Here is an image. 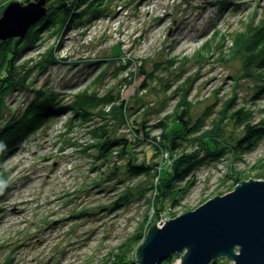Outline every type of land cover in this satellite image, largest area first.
<instances>
[{
  "label": "rangeland",
  "instance_id": "374dc122",
  "mask_svg": "<svg viewBox=\"0 0 264 264\" xmlns=\"http://www.w3.org/2000/svg\"><path fill=\"white\" fill-rule=\"evenodd\" d=\"M12 1L28 3L0 0V17ZM106 7L101 17L84 26L52 35L43 32L37 46L16 57L15 65L30 71V87L57 94L63 104L82 93L100 96L110 91L124 103V123L103 125L99 116L83 120L68 111L1 157L0 264H109L120 246L130 244L135 251L144 240L135 239L140 225L152 211L150 187L189 145L170 159L149 142H138L133 127L141 129L144 121L145 130L160 136V129L150 126L174 112L186 92L187 119L202 123L191 136L212 134L225 149L208 161L211 154L199 150L201 162L177 183L178 203L171 207L172 201L166 200L161 219L193 210L249 178L264 179V137L252 150L237 153L224 141L239 136L240 129L224 121L223 130L215 132L212 122L228 100L235 102L233 109L250 110L253 122L264 119V88L254 96L259 78H241L238 57L219 59L221 52L230 53L235 36L260 23L264 0H111ZM52 58L54 63L48 64ZM31 97L16 90L5 98L0 125ZM100 129L107 136L128 138L133 142L130 155L137 162L157 163V173L130 178L124 168L127 159L115 158L117 148L101 154L98 144L106 135H96ZM114 166L118 180H110ZM188 178L194 182L183 193ZM125 194L129 201L116 207ZM220 262L232 264L226 258Z\"/></svg>",
  "mask_w": 264,
  "mask_h": 264
},
{
  "label": "trees",
  "instance_id": "16d2710c",
  "mask_svg": "<svg viewBox=\"0 0 264 264\" xmlns=\"http://www.w3.org/2000/svg\"><path fill=\"white\" fill-rule=\"evenodd\" d=\"M23 1L29 2L30 0ZM109 2L111 0H50L49 4H47L48 10L45 16L29 28L23 40L17 39L14 42H0L1 113L7 108L3 100L12 92L21 90L32 93V97L27 101L25 107L21 111L11 113L7 121L5 120L0 125V160L1 157L6 156V154L15 149L21 141L37 131L44 123H48L50 120L56 119L68 111H74L83 120H88L90 116H99L102 118V123L104 121L103 125H107V122L112 125L113 120L118 125L124 123L121 119V113L124 108L122 104L124 103L118 100L119 97L111 95L110 91L100 96L99 94L86 95L82 93L77 95L75 101L73 100L71 104L66 105L57 100V94L48 93L47 90L42 88H31L27 79L30 75L29 69L21 71L24 66L15 65L17 55L20 54L22 56L21 54L24 50L37 46L41 41L43 32L47 31L52 35L61 31L67 32L78 26H84L88 22L93 21V19L101 17L107 11L106 6L109 5ZM235 37L234 45L230 47V53L221 52L222 54L220 53L219 59L238 57L242 61L240 68L243 73L241 74V78H259L260 80V83L256 85V88L258 87L259 89H256L254 94L257 97L259 92L264 88V13L261 14L260 23L256 24L253 29L249 28L246 32ZM43 58L42 61H47V56ZM51 63H54L53 58L52 61L48 62V64ZM45 67H42V69ZM125 67L127 66H122L123 69ZM141 72H144V68L142 67H140ZM237 78L234 79L235 82L238 80ZM145 87L146 84L144 83L143 88ZM187 93H183L182 101L176 102L174 112L166 114L165 117L150 126V128H159L161 131L160 136H152L150 130H145L146 125H144V121L140 123L141 129L136 126L133 127V136L137 138L138 142L141 140L149 142L155 149V152L165 151L170 156V159L172 154L181 149L183 145H189L188 151H182L179 156L171 161V165L166 167L164 173L158 176V182H155V187H150L153 194L148 200L149 203L151 200L152 211L151 213H147L143 224L140 225L142 233L138 232L135 237L136 241L140 237L143 240L147 229L156 225L158 219H161L167 209L165 205L166 200L172 201L170 203L171 207L178 203L179 199L175 197L179 193V190L176 189L177 183L189 176L197 163L201 162L197 154L199 150H206L211 154H207V161L211 160L213 156H219L224 152L225 146L217 142L219 141L217 136L214 137L212 134H206V138L204 139L202 135H199V137L195 136L194 138L191 136L192 133H196L201 128L202 123H190V120L187 119L188 104L184 102L186 101ZM234 105V101L228 100L225 107L220 110V117L212 121L215 125L213 130L220 132L223 130L221 123L231 121L233 126L240 129L241 134L239 136H232L229 142L226 140L224 143H226V146L230 150L233 151L234 149L237 153H244L252 150L259 139L264 137V119L253 122L250 110H246L241 106L233 109ZM107 108L109 109L105 111ZM102 133L100 129V133L96 135L99 134V137L106 135L105 132ZM103 138L104 140L98 144L101 154L110 149L117 148L118 153L115 158L117 160L127 159L126 167L124 168H126L125 172L130 178L157 173V163L155 164V162L150 161L137 162L136 157L130 155L133 142L129 141L128 138L107 135ZM117 168L116 166L113 167L110 173V180H118L120 172H118ZM189 178L186 185L183 186V193L194 182L192 178L191 180ZM183 193L179 196L180 198L184 195ZM128 198L129 195L126 194L119 196L115 206L123 205L126 201H129L130 198ZM132 250L130 244L120 246L117 248L116 253H110L112 258H108L110 259L108 263L134 264L135 251ZM176 257L177 255L174 254L171 258L160 262V264H173ZM223 259L219 258L212 264H223L220 262Z\"/></svg>",
  "mask_w": 264,
  "mask_h": 264
},
{
  "label": "water",
  "instance_id": "95a60500",
  "mask_svg": "<svg viewBox=\"0 0 264 264\" xmlns=\"http://www.w3.org/2000/svg\"><path fill=\"white\" fill-rule=\"evenodd\" d=\"M48 0L10 2L0 17V41L22 39L47 13ZM174 254L179 264H264V179L242 181L222 196L147 229L135 250L138 264H160Z\"/></svg>",
  "mask_w": 264,
  "mask_h": 264
},
{
  "label": "built area",
  "instance_id": "2783aa9c",
  "mask_svg": "<svg viewBox=\"0 0 264 264\" xmlns=\"http://www.w3.org/2000/svg\"><path fill=\"white\" fill-rule=\"evenodd\" d=\"M162 222H163L162 219H160V220L158 221V223H157L158 227L161 226ZM145 234H146V233H145ZM174 260H175V259H174ZM133 262H134V264H138V263L135 261V258L133 259ZM179 262H180V258H178V259L176 260V262L173 263V264H179Z\"/></svg>",
  "mask_w": 264,
  "mask_h": 264
}]
</instances>
